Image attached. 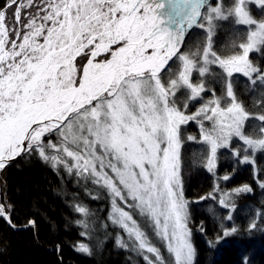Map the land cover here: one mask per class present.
<instances>
[{"label":"snow or ice","instance_id":"snow-or-ice-1","mask_svg":"<svg viewBox=\"0 0 264 264\" xmlns=\"http://www.w3.org/2000/svg\"><path fill=\"white\" fill-rule=\"evenodd\" d=\"M192 29L203 35L195 51L185 46ZM218 29L228 34L224 46L216 44ZM253 52L264 56V0H4L0 171L35 156L106 192L108 219L127 236L116 244L144 264H194L181 147L185 139L205 145L209 172L219 149L252 165L264 153V66L249 58ZM237 74L259 92V113L240 99ZM190 122L199 140L183 136ZM218 203L235 212L228 194ZM11 207L0 203V219L16 229ZM218 219L222 231L210 247L238 231ZM249 228H257L254 217ZM77 250L91 255L85 244Z\"/></svg>","mask_w":264,"mask_h":264},{"label":"trees","instance_id":"trees-1","mask_svg":"<svg viewBox=\"0 0 264 264\" xmlns=\"http://www.w3.org/2000/svg\"><path fill=\"white\" fill-rule=\"evenodd\" d=\"M3 3L0 0V5ZM11 21L9 10L8 22ZM200 32L190 30L185 46L195 51L203 40ZM215 40L217 46H224L228 42L227 32L218 29ZM250 59L264 66V56L253 52ZM234 79L239 80L238 95L246 108L259 113V92L248 88L246 78ZM194 109L189 106L190 111ZM182 133L184 137L200 138L198 128L192 123L182 127ZM251 134L255 136L257 132ZM204 148L202 143L186 139L181 148L183 191L189 201L190 228L196 248L194 264H264V231L260 230L264 227V187L260 186L264 182V153L255 156V169L251 164L238 162L228 149H222L217 154L216 172H209L204 167ZM225 175L228 180L223 179ZM1 180L2 198L6 205L12 206L8 210L17 228L0 219V246L5 242L7 245V251L0 253V264H144L139 255L116 244L121 231L108 219L110 199L106 192L85 186L77 177L54 169L35 156L17 158L2 172ZM244 186L252 191L236 192ZM224 194L235 204V212L218 203ZM92 195L98 198L93 199ZM210 195L216 199H200ZM78 205L88 208L89 214L77 212ZM228 214L233 215L232 221L226 219ZM219 216L225 217V227L235 225L238 231L226 242L210 247L208 242L215 243L222 231ZM253 217L256 229L249 228ZM29 221H35L34 228ZM81 243L89 247L91 255L77 250Z\"/></svg>","mask_w":264,"mask_h":264},{"label":"rangeland","instance_id":"rangeland-1","mask_svg":"<svg viewBox=\"0 0 264 264\" xmlns=\"http://www.w3.org/2000/svg\"><path fill=\"white\" fill-rule=\"evenodd\" d=\"M21 2H26V0H21ZM201 32V35H202V30H200ZM203 36V35H202ZM182 50V49H181ZM194 51V50H193ZM250 55H251V53H250ZM249 58H250V56H249ZM194 75H195V73H194ZM237 76H239V74H237ZM239 77H242V76H239ZM198 106V105H197ZM190 111V110H189ZM192 111H195V109L194 110H192ZM195 124L196 125V127L198 128V130H199V125L198 124H196L195 122H190L189 124ZM188 125V124H187ZM186 126V125H185ZM182 127H184V126H182ZM199 132H200V130H199ZM234 142H236L235 140L233 141V143ZM241 144H242V142H241ZM182 148V147H181ZM220 150H222V149H219L218 150V152L220 151ZM260 152H257V153H255V156L257 155V154H259ZM218 154V153H217ZM17 158H19V157H17ZM15 161V160H14ZM13 161V162H14ZM12 163V162H11ZM217 163V162H216ZM241 164H247V163H241ZM252 165V164H251ZM253 167L256 169V164H254L253 165ZM7 168V167H6ZM5 168V169H6ZM216 168L217 167H215V170H214V172H216ZM4 169V170H5ZM3 170V171H4ZM3 171H0V203H4V201H3V198H2V188H1V183H2V180H1V175H2V172ZM223 196V195H222ZM111 202H110V210H109V215L111 214ZM125 210H127V209H125ZM134 218L135 219H137L138 221L140 220V218L139 217H135L134 216ZM189 226H190V224H189ZM120 229V228H119ZM120 231H121V237H123L124 239H125V242H127V236H126V233H124L123 232V230L122 229H120ZM191 239H192V243H193V238L191 237ZM157 246H160L159 244L157 245ZM161 251H162V253L165 255V256H167V253L165 252V250L163 249V247H161ZM134 253V252H133ZM134 254H136V253H134ZM136 255H138V254H136ZM142 259V258H141Z\"/></svg>","mask_w":264,"mask_h":264},{"label":"water","instance_id":"water-1","mask_svg":"<svg viewBox=\"0 0 264 264\" xmlns=\"http://www.w3.org/2000/svg\"><path fill=\"white\" fill-rule=\"evenodd\" d=\"M13 162V161H12Z\"/></svg>","mask_w":264,"mask_h":264}]
</instances>
